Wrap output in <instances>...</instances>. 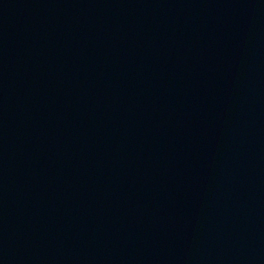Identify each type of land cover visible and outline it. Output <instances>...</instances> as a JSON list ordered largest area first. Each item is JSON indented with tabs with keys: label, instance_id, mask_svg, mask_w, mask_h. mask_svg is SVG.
Masks as SVG:
<instances>
[{
	"label": "water",
	"instance_id": "1",
	"mask_svg": "<svg viewBox=\"0 0 264 264\" xmlns=\"http://www.w3.org/2000/svg\"><path fill=\"white\" fill-rule=\"evenodd\" d=\"M0 264H264V0H0Z\"/></svg>",
	"mask_w": 264,
	"mask_h": 264
}]
</instances>
